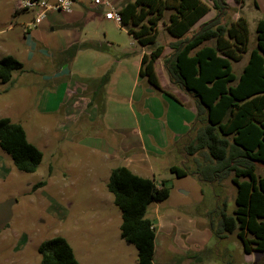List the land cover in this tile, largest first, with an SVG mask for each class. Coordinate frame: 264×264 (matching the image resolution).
<instances>
[{"label": "rangeland", "instance_id": "374dc122", "mask_svg": "<svg viewBox=\"0 0 264 264\" xmlns=\"http://www.w3.org/2000/svg\"><path fill=\"white\" fill-rule=\"evenodd\" d=\"M14 2L0 0V59L14 54L23 68L13 73L11 82L0 81V118L20 124L28 142L42 152L43 158L34 173H22L0 149V203L17 200L10 223L0 231V264H39V245L55 237L68 242L79 264H137L136 249L120 238L121 213L106 188L110 170L127 166L123 160L110 159L116 151L112 134L125 137L127 145L137 144L139 139L145 145L141 152L148 156L155 184H164L169 191L166 200L152 204L147 212L155 225L156 264H264V253L244 254L235 234L217 242L210 232V213L219 211L223 200L227 212L234 207L235 191L228 179L213 188L202 185L193 175L177 178L169 172L170 165L180 162L172 146L190 127V123L187 129L180 124L189 119L192 124L195 110L178 104L165 88H150L138 76L139 44L112 20L90 22L84 36L110 44L115 55L127 52L119 65L114 63L115 55L89 52L68 62L61 58L51 62L44 55L42 69L36 70L37 58L29 61L21 50L22 28L12 29ZM228 6L237 12L240 9L237 4ZM214 15L212 10L207 19ZM166 37L161 31L157 44L167 46ZM254 46L251 29L249 48ZM167 48L155 63L163 87ZM246 58L233 63L236 75ZM59 62L72 72L65 81L79 89H89V85L77 77L108 73L107 97H64L60 105H53L54 110L44 112L40 95L51 83L42 78L53 73L52 63ZM141 152L134 150L125 157L137 159ZM146 171L142 174L150 176ZM41 182L44 185L37 187Z\"/></svg>", "mask_w": 264, "mask_h": 264}, {"label": "trees", "instance_id": "16d2710c", "mask_svg": "<svg viewBox=\"0 0 264 264\" xmlns=\"http://www.w3.org/2000/svg\"><path fill=\"white\" fill-rule=\"evenodd\" d=\"M234 2L241 8L244 0ZM116 9L120 28L146 50L138 76L162 91L155 62L168 47L171 53L163 59L168 81L195 107L189 131L174 142L180 165L170 166L169 172L177 178L193 175L213 188L228 179L235 191L234 207L227 212L223 200L220 210L210 213V232L217 242L235 234L244 254L264 253V20L256 23L255 46L250 50L248 22L241 14L232 19L237 11L226 0H128ZM210 10L214 17L194 28ZM160 30L171 38L167 46L157 44ZM82 50L115 55L110 44L90 42L69 47L60 53L61 59L71 61ZM245 55L247 61L236 75L233 63ZM22 68L14 57L3 56L0 81L11 82ZM76 80L103 90L108 73ZM0 149L22 173H34L43 158L22 126L8 118H0ZM106 188L121 213L120 238L136 249L137 264H156L155 227L147 212L168 198V189L124 166L110 170ZM38 253L39 264H79L62 237L43 241Z\"/></svg>", "mask_w": 264, "mask_h": 264}, {"label": "crops", "instance_id": "0c3cea01", "mask_svg": "<svg viewBox=\"0 0 264 264\" xmlns=\"http://www.w3.org/2000/svg\"><path fill=\"white\" fill-rule=\"evenodd\" d=\"M20 1L21 0H15V2L12 3V16L14 17L12 29L18 26L22 28V36H23L24 42H23V49L21 50L22 52L24 51L27 57L26 59H29V61H32V60L34 61L35 58H37L38 64L34 63V66L37 65L36 70L42 69L44 65L43 63L44 60H42V57L44 55L47 58H49L52 62L54 59H57V58L60 59L61 58L60 53L67 50L69 47L73 45H80L82 43H90V42L99 43L100 41L95 38H89L87 36H84L83 35L84 28L90 22L97 21L101 23L104 21H110L104 18L103 8L94 7L90 4L89 1H78L73 4L72 10L70 13L65 14V13H61L57 11H48L45 18L38 25L34 26L32 25V21L35 16V11L21 8ZM45 1H47L48 3H52L55 0H45ZM110 1L116 9L119 7L120 4L128 0H110ZM129 1H132V0H129ZM227 3L230 4V6L236 7V3L234 2V0H227ZM211 11L212 10H210L204 17H202L194 25V28H196L197 26H199L200 24L204 22L209 21L211 18L207 19V17L209 16V13ZM240 14H242L246 18L248 22L249 32L251 31V29L253 30L254 41H255L256 23L259 20H264V0H244L243 6L240 9H238V12L234 19H237ZM160 33H161V30H160ZM12 38H14L13 33H12ZM166 40H167V43H169L171 41V38L167 36ZM133 41L135 40L133 39ZM131 45H132V42H131ZM166 48L167 47L164 48L163 50L164 52L166 51ZM145 51L146 50L141 48L140 54L142 55V53ZM89 52H93V54L99 53L98 51H94V50H82V51H79L76 54V56L80 55L81 53H89ZM125 53L127 52L121 51L120 54L123 55ZM170 53H171V50L169 49L168 55ZM118 55L116 56L117 58L114 61L116 65H119L120 60L123 59L122 57L120 58V56ZM10 56L14 57L17 60L14 54ZM165 57H163V59ZM159 58L156 61H158ZM40 61H41V64L39 63ZM246 61H247V58H246ZM61 63L62 62H59L58 64L52 63L54 67L53 73L51 75H45L42 78L43 82L51 83L50 85H48V88L43 89L40 95V97H42V106H43L44 112L49 113L50 111L54 110L53 105H56V103L57 105H60V103L64 101V97H73V96L75 97L76 96H79V97H107L106 86L104 87L103 90H97L92 86H89V89L87 88L79 89V88L73 87V85L65 81L66 78L71 77L70 75L72 74V72L67 69V67L65 66L66 64H61ZM75 75L78 76L79 74H75ZM78 78L79 77H77L76 79ZM90 78L95 79V78H99V76L90 77ZM160 87L162 90L164 88L167 89L173 97L175 96L174 97L175 101H177V103L180 104L181 106H186V105L189 106V109L192 112L195 110L192 99L188 95H186L184 92H182L175 86L171 85L168 81L167 75H166V87H163L161 85ZM177 94L180 96L178 97ZM194 115H196V112ZM190 118H191V112H190ZM187 121H190V122H182L180 124V127L187 129L186 125H188V123H190L189 125L191 127L192 125L191 119ZM185 131L184 132L186 134L189 130L188 131L185 130ZM137 133L139 132L137 131L133 132V134H137ZM185 134L180 135L178 139L181 138ZM112 136H113L112 140L115 139V141L112 142V146L114 147L116 151H114L112 155H110V159L112 161L113 160H123L124 163L127 164V166L125 167L128 168L135 175L143 177V178L154 179V174L152 172L153 168L150 162L148 161V156L144 155L141 152V151L146 150L145 145L142 142H140L139 139H138L137 144L127 145L125 141L126 140L125 137L123 138L120 136L119 138L118 136L113 135V134ZM172 147L173 149L175 148V146H172ZM134 150H139L141 152L139 153L140 158L131 159V158L125 157L128 153ZM176 154L179 155L178 151ZM178 164H172V165H178ZM146 170L150 171V176H146L142 174L144 172H147ZM154 254H155V247H154Z\"/></svg>", "mask_w": 264, "mask_h": 264}, {"label": "built area", "instance_id": "2783aa9c", "mask_svg": "<svg viewBox=\"0 0 264 264\" xmlns=\"http://www.w3.org/2000/svg\"><path fill=\"white\" fill-rule=\"evenodd\" d=\"M78 1H89L94 7L103 8L104 18L112 20L120 26V16L110 0H55L52 3L45 0H21L20 6L23 9L35 11L32 25L36 26L45 18L48 11L68 14L71 12L73 4Z\"/></svg>", "mask_w": 264, "mask_h": 264}, {"label": "water", "instance_id": "95a60500", "mask_svg": "<svg viewBox=\"0 0 264 264\" xmlns=\"http://www.w3.org/2000/svg\"><path fill=\"white\" fill-rule=\"evenodd\" d=\"M185 194L186 192L180 191ZM15 198L7 199L0 203V231L5 229L12 219V208L16 205Z\"/></svg>", "mask_w": 264, "mask_h": 264}]
</instances>
